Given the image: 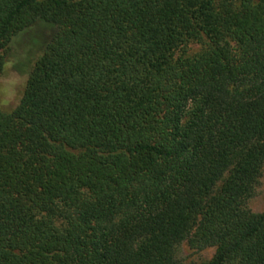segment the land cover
<instances>
[{"label": "trees", "instance_id": "trees-1", "mask_svg": "<svg viewBox=\"0 0 264 264\" xmlns=\"http://www.w3.org/2000/svg\"><path fill=\"white\" fill-rule=\"evenodd\" d=\"M39 22L0 107V264H264V0H0V79Z\"/></svg>", "mask_w": 264, "mask_h": 264}, {"label": "rangeland", "instance_id": "rangeland-1", "mask_svg": "<svg viewBox=\"0 0 264 264\" xmlns=\"http://www.w3.org/2000/svg\"><path fill=\"white\" fill-rule=\"evenodd\" d=\"M56 31L55 27L39 22L13 38L6 56L5 71L0 79V107L11 109L16 106L34 62ZM203 48L204 41L191 42L183 47V52L191 56ZM246 206L253 213L264 212V167L255 194ZM214 251V248H193L186 240L177 247L175 255L182 264H201L209 261Z\"/></svg>", "mask_w": 264, "mask_h": 264}]
</instances>
